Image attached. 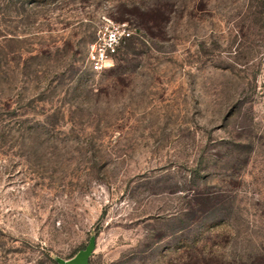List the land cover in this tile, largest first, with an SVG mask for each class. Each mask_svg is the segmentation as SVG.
Returning a JSON list of instances; mask_svg holds the SVG:
<instances>
[{
	"label": "rangeland",
	"instance_id": "1",
	"mask_svg": "<svg viewBox=\"0 0 264 264\" xmlns=\"http://www.w3.org/2000/svg\"><path fill=\"white\" fill-rule=\"evenodd\" d=\"M134 35L111 65L109 23ZM264 264V0H0V264Z\"/></svg>",
	"mask_w": 264,
	"mask_h": 264
},
{
	"label": "built area",
	"instance_id": "2",
	"mask_svg": "<svg viewBox=\"0 0 264 264\" xmlns=\"http://www.w3.org/2000/svg\"><path fill=\"white\" fill-rule=\"evenodd\" d=\"M127 25L111 22L97 33L89 50V60L95 69L111 65L114 57L134 35V31Z\"/></svg>",
	"mask_w": 264,
	"mask_h": 264
},
{
	"label": "water",
	"instance_id": "3",
	"mask_svg": "<svg viewBox=\"0 0 264 264\" xmlns=\"http://www.w3.org/2000/svg\"><path fill=\"white\" fill-rule=\"evenodd\" d=\"M95 247V242L91 241V243L87 246L85 250H82L78 253V255L70 260L63 261L61 264H90V256Z\"/></svg>",
	"mask_w": 264,
	"mask_h": 264
}]
</instances>
